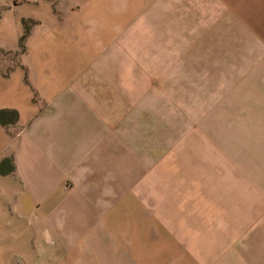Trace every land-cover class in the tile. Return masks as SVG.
<instances>
[{"label":"crops","instance_id":"obj_1","mask_svg":"<svg viewBox=\"0 0 264 264\" xmlns=\"http://www.w3.org/2000/svg\"><path fill=\"white\" fill-rule=\"evenodd\" d=\"M0 48V264H264V0H0Z\"/></svg>","mask_w":264,"mask_h":264},{"label":"rangeland","instance_id":"obj_2","mask_svg":"<svg viewBox=\"0 0 264 264\" xmlns=\"http://www.w3.org/2000/svg\"><path fill=\"white\" fill-rule=\"evenodd\" d=\"M23 25H24V34L22 35V38L20 40V53L22 50L25 48V40L27 38V35L29 34L31 27H32V20L31 19H24L23 20ZM16 50L8 52L5 48H0V67L2 65H5V62H11L12 60L16 59ZM12 65L10 66V68ZM20 67L22 66V62L20 60Z\"/></svg>","mask_w":264,"mask_h":264}]
</instances>
